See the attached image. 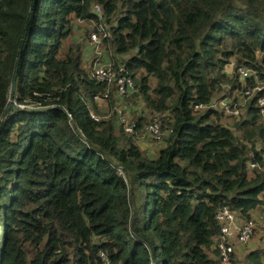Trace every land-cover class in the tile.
Listing matches in <instances>:
<instances>
[{
    "label": "trees",
    "instance_id": "trees-1",
    "mask_svg": "<svg viewBox=\"0 0 264 264\" xmlns=\"http://www.w3.org/2000/svg\"><path fill=\"white\" fill-rule=\"evenodd\" d=\"M75 21L105 27L135 94L168 115L156 158L102 118L109 88L66 46ZM232 62L263 88L248 78L256 96L228 127L196 107L243 90ZM261 95L264 0H0V264H219L220 210L264 208Z\"/></svg>",
    "mask_w": 264,
    "mask_h": 264
},
{
    "label": "rangeland",
    "instance_id": "rangeland-1",
    "mask_svg": "<svg viewBox=\"0 0 264 264\" xmlns=\"http://www.w3.org/2000/svg\"><path fill=\"white\" fill-rule=\"evenodd\" d=\"M100 14V12L98 13ZM75 27H74V35L71 37V39L66 43V46L68 47L71 43H79L84 45V56H83V62H84V68L90 72L92 69L91 63L93 61L99 62L103 66H108L112 65L116 62L117 63V68L118 70L124 66L123 63L129 59V56H118L116 55L111 46H108L104 43V38L106 36L105 34V27L103 26V30L99 31L97 30V34L100 36L102 40L101 46L96 49L95 45L93 44L91 40V33L92 29L95 27L96 24L99 23H94V22H79L75 21L74 22ZM97 27V26H96ZM117 70V71H118ZM236 65L232 62L227 68H226V73L229 75L230 79H236L239 84L243 85L244 87L246 86V82L244 78L241 76L240 70L237 72L236 71ZM116 71V70H115ZM250 71V70H249ZM251 75L252 72L250 71ZM252 77V76H251ZM253 80L255 81V88L254 89H262V83L257 74L254 73V76L252 77ZM151 84L152 86H155L156 80L154 78H151ZM113 89V88H112ZM227 91H230V88H227ZM257 91V90H256ZM135 93H138L136 90ZM232 97L227 98L225 100L221 101H216L218 105V111L224 112L225 115L222 120V124L224 126L232 127L236 121H238L240 115L244 112V108L247 103H249L252 99L248 98L245 99L242 97V91H233L232 92ZM236 101L235 108L239 110L238 115H233L232 114V106L234 105V102ZM113 102V106L111 109L110 103ZM101 111L103 113L102 118H108L110 114H115L116 117V122H117V128L118 131L123 129L122 124L119 121V115L118 111L116 109H119L122 113L127 114L128 119L132 122L138 123V120L143 119L144 122L142 126L138 127L136 134L134 135L135 137V142L137 145L141 148V150L145 153V155L149 158H156L160 150L164 147L165 145V136H163L161 139H150L148 135V127L150 122L153 120L155 117L156 112H152L146 103L143 101L142 96L138 95H130L129 97H126L123 101V104L120 106H117L114 99H111L109 101H103L99 103ZM110 110V113L108 114V111ZM160 116V115H159ZM163 120V132L166 133V123ZM122 127V128H121ZM253 169V168H250ZM252 217L256 220L257 223V231L256 235L252 241L254 245H252L246 252H244L241 256H239L237 259L233 261L232 264L238 263L239 264H250L251 260L248 258V255L252 253L253 251H256L258 249H261L264 247V208L257 209ZM208 254L210 257L214 260L217 261L220 264L218 254L214 250V246L210 251H208ZM236 260H238L236 262Z\"/></svg>",
    "mask_w": 264,
    "mask_h": 264
},
{
    "label": "built area",
    "instance_id": "built-area-1",
    "mask_svg": "<svg viewBox=\"0 0 264 264\" xmlns=\"http://www.w3.org/2000/svg\"><path fill=\"white\" fill-rule=\"evenodd\" d=\"M95 12L98 14L100 10L95 9ZM96 29L102 31L104 28L102 25L96 24L92 29L91 40L95 45V48L98 49L102 44V40L97 34ZM91 66L92 69L89 72L90 77L98 83L106 84L109 88V91H107L103 96L99 95L96 97L98 103L114 99L116 105L120 106V104H123L126 97L135 94V82L133 78L128 75L124 66H122L118 71H115L112 65L103 66L97 61H93ZM240 72L246 83L249 77L254 76V73L252 72L251 75V72L246 68L240 69ZM257 90H260V88ZM241 91L242 97L245 99L251 97L254 98L256 96L255 91L247 89L246 86H243V90ZM13 104L17 105L16 102ZM257 107L264 118V95L259 96L257 100ZM209 108L217 110V102L213 101L208 106L200 105L196 107V109L201 110ZM119 109L116 110L118 111L119 121L123 126V130L128 134L135 135L138 129V123L130 121L127 114L122 113ZM155 114V117L147 128L148 135L150 139H161L167 134V131L166 133L163 132V120L168 118V115H160L158 113ZM232 114L238 115L239 110L237 108H233ZM92 117L96 121L101 119L94 114H92ZM256 167H258L257 163H254L253 161L250 162V168ZM216 221L220 228V234L215 241L214 250L218 254L220 264H232L235 259L246 252L247 248L252 243L258 227L256 220L253 217L248 219L243 218L240 213L225 207L217 214Z\"/></svg>",
    "mask_w": 264,
    "mask_h": 264
},
{
    "label": "crops",
    "instance_id": "crops-1",
    "mask_svg": "<svg viewBox=\"0 0 264 264\" xmlns=\"http://www.w3.org/2000/svg\"><path fill=\"white\" fill-rule=\"evenodd\" d=\"M252 245H254V243H251L250 246L247 248V250H248ZM247 250H246V251H247Z\"/></svg>",
    "mask_w": 264,
    "mask_h": 264
},
{
    "label": "water",
    "instance_id": "water-1",
    "mask_svg": "<svg viewBox=\"0 0 264 264\" xmlns=\"http://www.w3.org/2000/svg\"><path fill=\"white\" fill-rule=\"evenodd\" d=\"M11 107H12V105H10V107L8 108V110H10V109H11Z\"/></svg>",
    "mask_w": 264,
    "mask_h": 264
},
{
    "label": "clouds",
    "instance_id": "clouds-1",
    "mask_svg": "<svg viewBox=\"0 0 264 264\" xmlns=\"http://www.w3.org/2000/svg\"><path fill=\"white\" fill-rule=\"evenodd\" d=\"M96 13V12H95Z\"/></svg>",
    "mask_w": 264,
    "mask_h": 264
}]
</instances>
